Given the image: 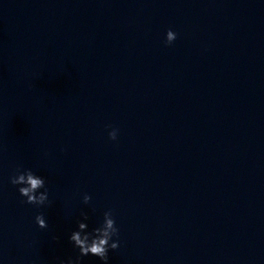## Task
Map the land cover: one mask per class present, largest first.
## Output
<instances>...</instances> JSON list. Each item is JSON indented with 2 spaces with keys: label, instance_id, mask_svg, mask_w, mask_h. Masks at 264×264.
<instances>
[{
  "label": "clouds",
  "instance_id": "1",
  "mask_svg": "<svg viewBox=\"0 0 264 264\" xmlns=\"http://www.w3.org/2000/svg\"><path fill=\"white\" fill-rule=\"evenodd\" d=\"M177 39V33L171 29L166 32L165 45H171ZM118 129L113 128L109 133L111 140H116ZM10 183L17 186L19 195L23 198V203L36 207L48 206L49 190L46 186V179L39 176L30 168L17 167L14 174L9 177ZM43 189V191H41ZM91 196H83V204L88 205ZM82 219L77 221V227L69 236L74 249H78L75 257L65 260H58V264H81L82 257L92 255L98 257L102 264H108L109 251H115L120 246L119 228L111 210L103 213V221L98 227L89 230L87 223L89 216L85 211L80 213ZM35 222L40 229H47L48 223L44 214L41 212L35 217ZM116 237V239H113Z\"/></svg>",
  "mask_w": 264,
  "mask_h": 264
}]
</instances>
